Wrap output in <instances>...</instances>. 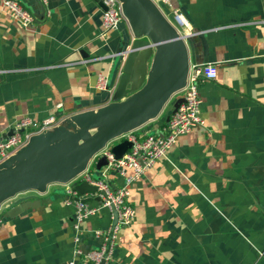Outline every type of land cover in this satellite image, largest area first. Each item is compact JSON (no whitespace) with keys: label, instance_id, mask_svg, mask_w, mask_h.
<instances>
[{"label":"crops","instance_id":"0c3cea01","mask_svg":"<svg viewBox=\"0 0 264 264\" xmlns=\"http://www.w3.org/2000/svg\"><path fill=\"white\" fill-rule=\"evenodd\" d=\"M101 1L22 0L34 17L22 27L0 0V140L22 118L37 124L55 118L29 144L7 154L3 172L32 161L64 120L76 116L74 135L77 121L108 108L121 65L115 54L143 27L124 12L117 29L102 36ZM171 1L166 17L173 22L176 11L185 21L180 32L188 36L186 68L203 64L197 36L203 34L206 60L217 76L198 86L204 125L180 136L165 158L130 184L135 215L117 233L105 264H264V0ZM154 61L152 50L143 66L135 63L124 100L145 85ZM98 74L107 76L109 92L95 87ZM176 99L115 139L163 135ZM108 181L113 187L123 183L115 174ZM48 185L52 190L43 197L22 191L0 199V264L70 261L75 209ZM20 198L50 201L6 217ZM109 225L105 209L83 221L84 253L101 244L93 231Z\"/></svg>","mask_w":264,"mask_h":264},{"label":"water","instance_id":"95a60500","mask_svg":"<svg viewBox=\"0 0 264 264\" xmlns=\"http://www.w3.org/2000/svg\"><path fill=\"white\" fill-rule=\"evenodd\" d=\"M123 9L136 24L143 27L138 36L129 44L130 50L123 61L120 55L125 52V42L118 48L115 57L120 59L118 75L115 78V88L109 101L108 108L99 114L77 121L80 130L69 136L60 144L50 147L44 144L37 149L32 161L25 165L17 174L0 173V199L11 197L31 188L60 179L71 169L74 174L85 166L86 161L111 143L118 133L127 125L149 119L154 116L183 82L187 71V57L183 41L188 38L180 32L181 25L173 18L169 20L154 0H121ZM104 9L102 3L100 4ZM203 48V63H207V46L203 34L197 35ZM154 51L155 61L152 63L151 74L145 85L133 95L124 100L130 89V77L137 61L143 66L150 51ZM110 83L108 84V88ZM183 99L175 100L172 108L174 113ZM169 119V117H168ZM167 119V121H168ZM96 129L91 135L90 130ZM11 135V132L7 135ZM33 139V138H32ZM33 141V140H31ZM30 141V142H31ZM131 147V143L122 140L111 146L110 151L116 159L121 158ZM106 165L104 157L98 159L96 170ZM76 167V168H75ZM69 177L68 179H70ZM79 195L95 192V187L82 182L75 186ZM98 201V199H95ZM50 201L49 198L25 200L20 198L16 205L6 211V217H15L24 210L37 208ZM81 202H91L90 198H82ZM113 226L116 223V213L113 211ZM109 248V245L108 247ZM108 250V249H107ZM100 264H104L102 261Z\"/></svg>","mask_w":264,"mask_h":264},{"label":"built area","instance_id":"2783aa9c","mask_svg":"<svg viewBox=\"0 0 264 264\" xmlns=\"http://www.w3.org/2000/svg\"><path fill=\"white\" fill-rule=\"evenodd\" d=\"M22 0H1V8L9 16L17 21L22 27H29L34 23V17L26 9ZM45 2V0H42ZM104 9L101 14L102 36L106 33L116 30L121 20L125 17L123 2L121 0H102ZM154 3L162 11L159 5L172 10L171 0H154ZM163 12V11H162ZM164 14V13H163ZM174 18L182 26L184 19L182 15L173 11ZM130 46L125 48L120 57L124 61ZM82 63H86L83 61ZM216 68L208 63L194 65L187 68L181 87L172 93L162 108L169 100L176 97L182 98L174 113L169 115L163 135L148 134L143 137H137L134 133H127L106 144L102 149L95 153L91 160L85 163L81 174L70 178L67 182L54 184L64 190L63 202L65 205H72L75 209L72 221V257L68 264H104L109 260L111 254V245L120 229L127 226L135 215L134 209L128 203L129 186L138 180L144 173L151 169L156 162L165 158L167 152L175 145L180 136L186 135L198 126H203L204 121L200 117V104L198 86L204 81H213L216 79ZM95 87L99 90L109 92L107 76L98 74ZM55 118L51 117L44 120L41 124L33 122L30 118H22L14 123L11 135L0 140V162L7 157V154L24 145L30 143L35 135L40 134L54 123ZM127 140L131 147L121 157L116 159L111 153L112 145ZM104 157L106 165L99 170L101 178L92 179L89 174L90 167L95 166L99 158ZM115 174L122 178L123 183L120 186L113 187L108 178ZM85 182L95 187V192H87L79 195L75 186ZM52 190L48 184L42 187H36L26 190L33 196L43 197ZM82 198H90L91 202H81ZM98 199L96 201L95 199ZM107 210L110 214V225L106 230H94L93 235L101 241L98 248L86 253L81 249L83 232L81 224L83 221L96 216L101 210ZM113 211L116 213V223L113 226ZM2 217L0 216V224ZM109 245V248H107ZM108 249V250H107Z\"/></svg>","mask_w":264,"mask_h":264},{"label":"rangeland","instance_id":"374dc122","mask_svg":"<svg viewBox=\"0 0 264 264\" xmlns=\"http://www.w3.org/2000/svg\"><path fill=\"white\" fill-rule=\"evenodd\" d=\"M160 8L162 9L163 13L165 15H167L168 13V9L166 7H163L161 5H159ZM76 116L72 117V118H69L68 120H64V123L62 124V126H55L54 129H56V131L54 132V134H50L46 137V140L48 141H51V143H47L48 145H51L52 147L56 146L61 140H65L66 138H68L69 136H71V131H72V127L74 125V123L72 121V119H75ZM96 129L94 130H90V133L91 135H94L96 133ZM76 168V167H75ZM80 168V171L76 174H74V172L72 171L73 169H71V171H69L68 173L66 174H62L61 175V178L60 179H55L53 181H50L49 183L47 184H57V183H60V182H67L68 178L71 177V178H74L76 177L77 175L81 174V171L83 170V168L81 169V165H79ZM4 169H2L0 167V173L3 172ZM19 172V168L15 169V170H12V173L15 175ZM89 174H90V177L92 179H98V178H101L102 177L100 176V172L99 170H96L95 166H92L90 167V170H89ZM55 186V185H54ZM56 192L63 195V192L64 190L62 188H59V187H56Z\"/></svg>","mask_w":264,"mask_h":264}]
</instances>
